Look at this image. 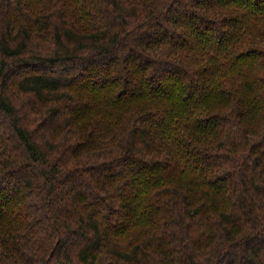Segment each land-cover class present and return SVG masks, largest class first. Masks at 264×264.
I'll list each match as a JSON object with an SVG mask.
<instances>
[{
    "label": "trees",
    "instance_id": "16d2710c",
    "mask_svg": "<svg viewBox=\"0 0 264 264\" xmlns=\"http://www.w3.org/2000/svg\"><path fill=\"white\" fill-rule=\"evenodd\" d=\"M0 264H264V0H0Z\"/></svg>",
    "mask_w": 264,
    "mask_h": 264
}]
</instances>
